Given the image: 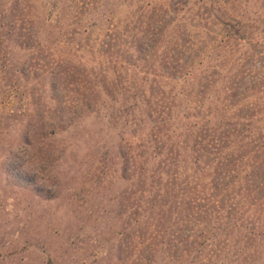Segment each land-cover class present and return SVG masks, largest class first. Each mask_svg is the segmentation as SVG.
<instances>
[{"label": "trees", "instance_id": "trees-1", "mask_svg": "<svg viewBox=\"0 0 264 264\" xmlns=\"http://www.w3.org/2000/svg\"><path fill=\"white\" fill-rule=\"evenodd\" d=\"M53 1L0 0V80L108 120L139 264H264V0Z\"/></svg>", "mask_w": 264, "mask_h": 264}, {"label": "rangeland", "instance_id": "rangeland-1", "mask_svg": "<svg viewBox=\"0 0 264 264\" xmlns=\"http://www.w3.org/2000/svg\"><path fill=\"white\" fill-rule=\"evenodd\" d=\"M32 1L40 8L54 2ZM75 1L70 0L71 7ZM140 1L141 6L158 0ZM154 24L152 16L148 27ZM216 27L215 36L223 30L219 24ZM14 70L8 69L5 81L0 80V120L5 117L0 121V264H139L138 235H127L133 224L124 209L128 201L121 196L126 185L116 156V132L102 113L64 126L70 115L64 90L54 101L44 88L34 90L29 99L16 97L20 93L12 94L8 88L14 85L10 76ZM22 84L27 86L24 80ZM30 101L38 107L28 146L18 108L25 109ZM56 123H62L60 131L47 133ZM40 152L50 165L47 170L38 162ZM11 156L14 169L37 173L35 183L18 186L6 171Z\"/></svg>", "mask_w": 264, "mask_h": 264}]
</instances>
